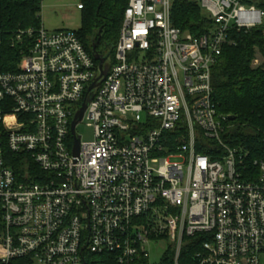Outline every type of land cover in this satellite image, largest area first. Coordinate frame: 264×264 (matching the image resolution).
Segmentation results:
<instances>
[{
	"label": "built area",
	"instance_id": "obj_1",
	"mask_svg": "<svg viewBox=\"0 0 264 264\" xmlns=\"http://www.w3.org/2000/svg\"><path fill=\"white\" fill-rule=\"evenodd\" d=\"M197 1L213 21L199 36L174 25L173 0H129L113 53L100 54L105 75L76 31L42 24L11 39L22 49L15 69L0 64V264H154L161 240L173 264L189 244L192 264H261L264 159L226 141L213 68L264 10Z\"/></svg>",
	"mask_w": 264,
	"mask_h": 264
},
{
	"label": "trees",
	"instance_id": "obj_2",
	"mask_svg": "<svg viewBox=\"0 0 264 264\" xmlns=\"http://www.w3.org/2000/svg\"><path fill=\"white\" fill-rule=\"evenodd\" d=\"M129 0H81L83 4L82 26L77 34L88 51L93 54L110 55L118 40L125 10ZM264 10V0H244ZM43 0H0V64L5 70L17 67L21 58L20 45L10 43L19 30L39 28L42 25ZM172 20L176 27L202 35L213 21L203 12L197 0H173ZM100 43L97 50L93 44ZM233 42L225 45L213 68L214 97L220 113L235 117L230 120L231 128L225 136L231 146L249 151L248 160L264 159V62L254 67L257 50L264 56V24L251 30H233ZM199 152L209 154L199 148ZM11 157L15 169L19 161ZM1 215V210H0ZM2 224L0 222V230ZM187 241V239H186ZM197 249L190 244L182 250L180 264H192ZM174 250L169 247L159 264H173ZM110 255L88 259V264H113ZM10 264H34L26 258L14 259Z\"/></svg>",
	"mask_w": 264,
	"mask_h": 264
},
{
	"label": "rangeland",
	"instance_id": "obj_3",
	"mask_svg": "<svg viewBox=\"0 0 264 264\" xmlns=\"http://www.w3.org/2000/svg\"><path fill=\"white\" fill-rule=\"evenodd\" d=\"M79 3L81 0H43L41 12L43 26L50 31L58 29L79 30L82 26V11L78 8ZM263 62L264 56L257 50V59L254 60L253 66L256 67ZM77 132L82 136L83 141L94 139V128L85 123L77 127ZM168 246L167 240H161L151 247L149 249L151 262L159 264ZM261 264H264V254L261 256Z\"/></svg>",
	"mask_w": 264,
	"mask_h": 264
},
{
	"label": "water",
	"instance_id": "obj_4",
	"mask_svg": "<svg viewBox=\"0 0 264 264\" xmlns=\"http://www.w3.org/2000/svg\"><path fill=\"white\" fill-rule=\"evenodd\" d=\"M100 37H101V33L99 34V39L98 41H96L94 44H93V50L96 51L97 50V46L99 45L100 43ZM95 59L97 61L100 62V68L102 69V75H105L106 73V70L103 68V64L104 62L107 60V57H104L102 55H100L99 53H95ZM96 84H93L91 88L95 87ZM92 99V95L89 97L88 100H91ZM87 106H88V103L87 102H84L81 109L79 110V112L76 114V117H75V120L73 121L72 123V134L74 135V138H75V143H74V153L75 154H78L79 152V140L78 138L75 136L76 134V125L82 120V118L84 117V113L87 109ZM229 119L232 121V120H235V117H229Z\"/></svg>",
	"mask_w": 264,
	"mask_h": 264
}]
</instances>
